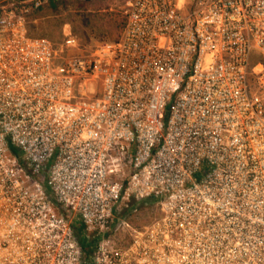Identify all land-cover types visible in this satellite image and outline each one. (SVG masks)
I'll return each instance as SVG.
<instances>
[{"label": "built area", "instance_id": "built-area-1", "mask_svg": "<svg viewBox=\"0 0 264 264\" xmlns=\"http://www.w3.org/2000/svg\"><path fill=\"white\" fill-rule=\"evenodd\" d=\"M71 1L0 0V264H264V0L30 34Z\"/></svg>", "mask_w": 264, "mask_h": 264}, {"label": "rangeland", "instance_id": "rangeland-1", "mask_svg": "<svg viewBox=\"0 0 264 264\" xmlns=\"http://www.w3.org/2000/svg\"><path fill=\"white\" fill-rule=\"evenodd\" d=\"M109 6L111 12L118 10L124 12L125 10V4L121 1L110 2ZM103 14L97 11L91 12L90 10H70L62 11L60 17L56 12L48 11L38 19V23L34 27V33L48 36L59 43L62 42L65 35L74 34L80 39L83 47L88 49L100 43L116 40V36L111 34L112 30L109 28L108 16ZM93 93L94 90L91 94ZM148 218V214L144 213L137 220V223L138 221L139 223L145 222ZM132 222L136 223V218H133Z\"/></svg>", "mask_w": 264, "mask_h": 264}, {"label": "trees", "instance_id": "trees-1", "mask_svg": "<svg viewBox=\"0 0 264 264\" xmlns=\"http://www.w3.org/2000/svg\"><path fill=\"white\" fill-rule=\"evenodd\" d=\"M109 3L110 1H93V0H88L84 2H77V1L61 2L58 5L53 3L51 7L43 11L39 16H37L36 20L34 19L31 20L29 24L30 34L32 36H45V35L35 34L34 27L35 25H37L38 19L48 11L56 12L61 17L62 11L90 10L91 12L97 11L98 13H102V14L104 13L103 14L104 16H108L109 28L112 30L111 34L113 36H116V40L114 41H117L120 39L125 29L126 22H127V16L124 13L120 12L119 10L111 12L110 11L111 7L109 6ZM108 42H113V41H108ZM76 230H77V236L84 250L89 252L88 249H89L90 242H88V239L84 234V226L82 224H79L76 227Z\"/></svg>", "mask_w": 264, "mask_h": 264}]
</instances>
